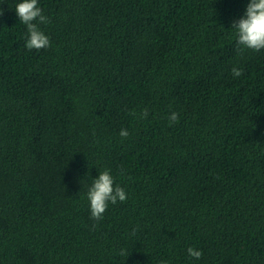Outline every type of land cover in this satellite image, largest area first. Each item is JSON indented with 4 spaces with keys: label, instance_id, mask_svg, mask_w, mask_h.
<instances>
[{
    "label": "trees",
    "instance_id": "1",
    "mask_svg": "<svg viewBox=\"0 0 264 264\" xmlns=\"http://www.w3.org/2000/svg\"><path fill=\"white\" fill-rule=\"evenodd\" d=\"M20 2L0 0V264H264V50L232 29L250 0H38L31 51ZM104 169L127 200L95 220Z\"/></svg>",
    "mask_w": 264,
    "mask_h": 264
},
{
    "label": "clouds",
    "instance_id": "2",
    "mask_svg": "<svg viewBox=\"0 0 264 264\" xmlns=\"http://www.w3.org/2000/svg\"><path fill=\"white\" fill-rule=\"evenodd\" d=\"M15 12L20 22L27 27L28 37L25 46L28 50H42L51 47L50 38L39 27L41 24L50 23V19L44 14L38 0H22L16 5ZM232 29L236 32L238 45L255 52L264 50V0H250L245 16L234 22ZM232 74L239 78L243 75V69L233 67ZM132 114L135 115V113ZM140 116L146 119L148 110L144 109ZM168 119L169 126L179 123V113L172 112ZM129 135L130 133L126 129H122L120 132V136L124 139ZM99 173V178L92 180L87 192L91 217L95 220L103 218L110 203L115 205L117 202H126L127 200L126 191L115 184L110 169H104ZM188 253L197 260L203 256V252L194 247H190ZM120 255H127L128 258L131 254L122 250Z\"/></svg>",
    "mask_w": 264,
    "mask_h": 264
}]
</instances>
